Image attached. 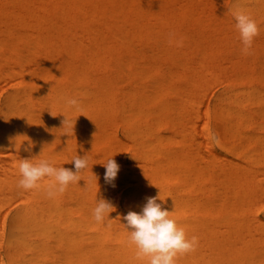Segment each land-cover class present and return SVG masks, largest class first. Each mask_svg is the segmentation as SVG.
<instances>
[{"label":"bare ground","instance_id":"bare-ground-1","mask_svg":"<svg viewBox=\"0 0 264 264\" xmlns=\"http://www.w3.org/2000/svg\"><path fill=\"white\" fill-rule=\"evenodd\" d=\"M215 1L0 0V79L6 80L9 77L15 79V87L8 91L0 102V201L9 203L10 199L17 198L22 202V206L11 217L6 237L2 236L3 230L0 225V247L4 251L3 255L0 253V264H144L136 259L135 247L128 242L131 229L127 228L124 217L130 211L141 212L147 198L160 193L164 200L157 202L170 211V217L185 229L189 238L197 235V231L201 229L198 226H201L204 220L201 219L198 225L196 222L198 220L194 219V214L198 213L195 211V201H198L195 199L197 188L195 182L203 184L200 182L203 181L202 177H197V174L201 175L202 172L203 175H208L205 177L209 178L211 184H216L213 185L216 188L202 185L211 191L210 196L216 201L209 202V205L212 202H214L212 204L220 202L222 205L221 201H229L234 203V206L239 205L241 209L244 207L243 198L241 204H238L240 198L237 199L238 203L233 202L232 198L236 199L234 193L247 192L248 187H245L244 191L238 184L256 183L255 187H258L257 181L260 177L254 176L252 169L255 168H250L242 162L239 164L238 160L233 161L231 157L226 156L224 159L229 158L227 160L231 161L222 162V155L215 152L212 154L215 159L206 157V151L201 147L205 143L210 147L208 139L204 134L206 140L202 142L203 139L199 138L201 134L196 135L194 125L197 113H200L198 112L200 98H204L202 95L206 93L203 92L204 88L215 87V85L204 87L211 77H222L233 84L226 92L223 91V95L215 104L218 107L214 109L216 121L228 124L246 121L249 115L244 109L247 110V107L251 106L257 108L251 112L255 118L259 115L260 120L264 118L262 88L264 72L261 74L258 69V64L261 66L264 62L262 61L264 53L261 51L262 62L259 63L260 43L253 39L255 45H252V54H242L241 39L221 29V26L225 29L230 20L229 22L228 19L225 20L226 17L221 13L223 9L220 10ZM221 1L217 2H224ZM237 7L249 13L255 21L264 22V0H235L230 5V10ZM260 28L262 29V26ZM259 33L263 34V37L257 35L256 41L264 38V32ZM235 36L240 37V34ZM262 43L264 44V40ZM230 49L235 51L231 53L235 56L227 58V55L221 56L223 52H218ZM12 65L15 66L11 67ZM5 66L7 70H4ZM2 75L8 77L4 78ZM217 79H214V83L219 81H216ZM11 81L0 82L6 85ZM206 96H209V93ZM69 98H75L78 106H68L66 100ZM202 109V114H205L204 110L207 108L204 106ZM249 110L251 109L248 108ZM65 115L72 124L71 128L63 127V121L67 118ZM201 125L204 124H198L197 127ZM232 127L227 128L231 136L239 135L244 138L248 136L246 140L253 136L247 135V131L246 135H240V130ZM165 128L169 130L166 134L162 132ZM118 129L123 132L122 138L117 135ZM201 129L205 132V128L201 126ZM66 131L71 134L65 133ZM256 138L261 139L259 136ZM196 141L198 148L195 147ZM241 143H236L237 147ZM223 144L226 145L225 142ZM232 147L236 148L235 145ZM124 151H129L130 161L120 158ZM202 152H205L202 155L209 159H205L207 162L203 161ZM85 154L89 163L87 169L79 173L81 179L70 183L64 193H58L54 198L47 196V184L51 182V178L41 181L36 189L23 190L18 187L20 174L17 165L21 159L35 158L33 162L51 159L55 161V166H64L75 171L74 164L67 162L75 155ZM112 156L120 165L114 187L106 183L104 179L106 169L101 164ZM262 156L264 159V155ZM200 157L204 162L203 167L197 166V159ZM196 166L201 167L199 171ZM255 170H258V174V166ZM262 176L264 178L263 174ZM261 183L264 185V179ZM120 185L127 187L122 203L115 197L116 191L120 190H116V187ZM260 185L259 192L262 191ZM253 186L249 191L254 188ZM205 190L203 187L201 192ZM251 194L249 192L248 195ZM239 196L241 193L237 197ZM243 196L245 198L246 195ZM100 198L110 201L115 207L110 213V219L106 217L102 223L96 222L92 215V210ZM250 198L249 196L246 199V206L252 210L248 204L256 202H252L254 200ZM7 199L9 202L5 201ZM196 205L199 207V204ZM198 210L201 212V209ZM252 213L253 218L256 215L252 216ZM223 214L225 217L229 216ZM231 215L233 218L241 217ZM254 218L253 221L256 220V217ZM230 220L228 222L232 227L235 226ZM234 221L238 220L233 219ZM211 222L212 220L209 221ZM262 222L256 224L264 226ZM222 224L224 223L219 224V227H222ZM212 227L215 226H211V229ZM240 227L244 229V226ZM249 227L247 229L254 239L253 231L255 232L258 225H255V229ZM260 228L258 227V230ZM258 230L256 229L257 232ZM262 231L260 233H263L264 238ZM239 232V235L235 232L237 238L240 236ZM258 235L256 234L257 239L260 238V234ZM233 236L235 235L230 237ZM211 237L215 238L212 235ZM211 237L206 242H209ZM227 238L218 237L220 244H225L223 242L228 240ZM230 240L235 241L234 245L238 241ZM249 241L250 246H256L251 245L256 244L254 240ZM202 242L199 245L203 244ZM245 242L247 241H243L242 244ZM213 244L218 245L212 242L209 246H214ZM260 244L262 246V243ZM207 246L203 250L207 249ZM216 246L215 251L225 249L224 247L218 249ZM226 246L230 250L229 253L234 252L228 245ZM210 248V251H214L213 247ZM195 251L179 256L176 264L192 263L190 261L194 260ZM219 252L211 254L219 255ZM235 253L239 255L238 250ZM253 253L255 254L254 251ZM207 257L209 258V255L205 258ZM239 257L240 255L237 258ZM213 260L215 262V259ZM208 262L211 263V260Z\"/></svg>","mask_w":264,"mask_h":264},{"label":"rangeland","instance_id":"rangeland-1","mask_svg":"<svg viewBox=\"0 0 264 264\" xmlns=\"http://www.w3.org/2000/svg\"><path fill=\"white\" fill-rule=\"evenodd\" d=\"M219 2V0H216L215 2H216V4L219 6V9L220 10H222L223 12H221L222 13V15L223 16H225L224 18H225V20H227L228 19V22H229V20H230V24L228 23V25H225V29H227V30H225L224 28H222L223 26H221V29L222 30H224V32L225 31H227V32H225V33H230L231 34V36H233V37H237L239 40H240V37L239 36H235V35H238V33L239 32H237L238 30H235L236 28H235V24L236 23H233V21L234 22H236L235 21V19H234V17H233V15H232V11L230 10V5H232V3L235 1V0H224V2L223 3H218ZM220 2H222L221 0H220ZM223 5V6H222ZM221 6V7H220ZM227 15V16H226ZM229 17H231V19L229 18ZM233 17V18H232ZM257 22V24H258V27H259V32H264V25H263V21H259V20H257L256 21ZM262 24H261V23ZM234 25H233V24ZM232 25H233V27H232ZM260 25V26H259ZM232 27V28H230V27ZM262 26V29L260 28ZM227 27V28H226ZM230 28V29H229ZM220 29V31H222ZM193 29L191 28V31H192ZM232 31H234L235 33H231ZM229 34V35H230ZM260 35H261V37H263V34H260L259 33V37H260ZM254 41L255 42H259L260 44H261V46H260V44H259V49H260V51H259V55H260V62L259 63H261L262 61H264V57H263V59H262V56H264V54H262V53H264V44L262 43V40H264V38L262 39V38H259V39H262L261 41L259 40V41H256V40H258L257 39V36L256 37H254ZM241 41V40H240ZM253 46L255 45L254 43L252 44ZM253 46H252V49H251V52H252V50H253ZM263 46V47H262ZM262 48H263V50H262ZM261 51H262V53H261ZM218 52H223L222 54H221V56H224V55H227L226 57L227 58H229L230 56L231 57H233V56H235V54H231V53H235V51L234 50H232V49H230V50H221V51H218ZM218 52H215V53H217L218 55H220V53H218ZM226 52V53H225ZM230 52V53H229ZM261 54H262V56H261ZM261 59H262V61H261ZM247 61V59L245 60V63H247L246 62ZM259 66H258V69H259V71L260 72H262L261 74H263V72H264V62H262L261 63V66H260V64H258ZM13 66H15V65H12L11 67H13ZM262 69H261V68ZM4 68V70H7V66H5V67H3ZM9 68V67H8ZM261 69V70H260ZM264 75V74H263ZM2 77H8V76H3L2 75ZM0 78H1V76H0ZM217 79L218 77H211V80H212V82H211V80H210V78H209V80L205 83V85H204V87L205 86H214L215 85V87L214 88H210V87H208L209 88V91H211V92H209L208 91V88L207 87H205L204 89L206 90H204L203 92H206V93H203V97L204 98H200V103H199V111L198 112H200L199 114L197 113V117H196V120L199 122H197L196 120V123H195V131L197 132V134L196 135H200V139H203L202 140V142H205L204 140H206L205 138H204V136L205 137H207V141H208V144L210 145V147H207V145H205V144H207V143H205V144H203V143H201V144H203L204 146H202L201 147V149H203L204 151H206V157H208V156H210L211 158L213 157V155L212 154H214L213 152H215V153H218L219 155H222V162L224 161V160H226V161H224V162H228V161H231V160H227V159H229V158H225L224 159V156H226V157H231L230 159H232L233 161H237V163H239V164H241L240 162H242L243 164H245L246 166H249L250 168H257V166H258V168H259V173L257 174V171L258 170H255V169H252L253 170V174H254V176L256 175L258 178L260 177V179H259V181L263 178V176H262V174L264 175V172H262V170L261 169H263V171H264V159H263V156L262 155H264V153H263V151H264V123H263V121H264V118H261V120H260V117H261V115H259L258 117H256L255 118V116H253L252 114H251V112L254 110H256L257 108L256 107H254V106H251V107H247V110H246V108L244 109V111H245V113L246 114H248L249 115V117H248V121L246 120V121H239V122H242L241 124L239 123V122H236V123H233V124H228V123H226V122H224V121H216V119H215V117H214V112H215V108L216 109H218V107H216L215 106V104H216V102H217V100L223 95V93L224 92H226L227 90H228V88L231 86H233V84H231L230 82H228V81H226V79H224V78H222V77H219L216 81H218V82H215L214 83V79ZM10 81V80H12L11 82H9V84H3V83H5L6 81ZM223 80H225V81H223ZM0 81H2V82H0V102L2 101V99L8 94V91L10 92L11 90H13V88L15 87V85H14V83H15V79H13V77H9V78H7L6 80H1L0 79ZM14 81V82H13ZM220 82H222V84H220ZM2 83V84H1ZM8 83V82H7ZM208 83H212V85L211 84H208ZM230 83V84H229ZM263 83V90H264V82H262ZM217 84H220V85H217ZM228 84V85H227ZM3 85H5V86H3ZM219 91V92H218ZM222 91V92H221ZM224 91V92H223ZM209 93V96H206V94H208ZM206 97H208V98H206ZM203 99V100H202ZM202 102H204V103H202ZM204 106L207 108V109H205L204 110V113L205 114H202L203 113V111H201V109L203 108L204 109ZM248 108L249 109H251V110H249L248 111ZM255 108V109H254ZM202 109V110H203ZM263 109V108H262ZM259 110H260V108H259ZM206 111V112H205ZM253 111V112H254ZM252 112V113H253ZM201 115H204V116H201ZM199 116V117H198ZM202 117H204V118H202ZM263 117V116H262ZM253 118H254V120H253ZM199 119V120H198ZM205 122H202V120ZM252 119V120H251ZM258 121V122H257ZM247 123V125H245L246 123ZM250 122H252V123H250ZM201 123H203L204 125H201L203 128H205V132H203L202 131V129H201V126L200 127H197V125L199 124H201ZM243 124V125H242ZM255 124H259V126H254ZM225 125H227V126H225ZM249 125V126H248ZM232 126H234V127H232ZM223 127H226V129L225 128H223ZM233 128V129H236V130H240L239 131V133H240V135L241 134H243V135H246V131H247V135L249 134V135H253V136H249V139L251 140V141H249V139L248 140H246L247 138H248V136L246 137V138H244L243 136L241 137V136H231L230 135V133H228L227 132V128ZM243 127V128H242ZM250 127V128H249ZM254 127H256V128H254ZM259 127V128H258ZM197 128H199V130L197 129ZM200 129H201V132H200ZM218 129H220V130H218ZM261 130V131H260ZM252 131H253V133H252ZM162 132L163 133H168L169 132V130H167L166 128L165 129H162ZM251 132V133H250ZM255 132V133H254ZM263 132V133H262ZM224 133H226V136H224ZM260 133V135H258ZM194 134H195V132H194ZM203 134V135H202ZM205 134V135H204ZM263 136H262V135ZM117 135L120 137V138H122L123 137V132H122V130L121 129H118L117 130ZM255 136V137H254ZM257 136H259V138H261V139H258V138H256ZM198 137H196V139H197V141H199L200 142V140H198L199 138ZM229 137V138H228ZM227 138V139H226ZM233 138H234V140H233ZM252 138V139H251ZM237 139V140H236ZM239 140H241V141H239ZM247 142V143H245V141ZM261 140H263V141H261ZM196 141V143H197V145H196V143H195V147L196 146H198V142ZM222 141H223V143L225 142V144L226 145H224L223 143H222ZM231 141V142H230ZM261 141V142H260ZM241 142H243V143H241ZM256 142H258V143H255ZM263 142V143H262ZM230 143H235V144H230ZM240 144L241 143V145H239V147H237L238 145L237 144ZM259 143H261V145L259 144ZM201 144H199V145H201ZM245 145V146H243V145ZM255 144V145H254ZM263 144V145H262ZM208 145V146H209ZM228 145V146H227ZM235 145V147L236 148H233L232 146H234ZM253 145V146H252ZM260 147H259V146ZM241 146H243V147H245V148H243V147H241ZM199 147V146H198ZM198 147H196V148H198ZM205 147H206V149H210V150H213V151H208V150H206L205 149ZM255 147H257V149L255 148ZM259 147V148H258ZM263 149H262V148ZM213 148V149H212ZM252 148V149H251ZM255 148V149H254ZM234 151H233V150ZM237 150V151H236ZM249 150V152H247ZM262 150V151H261ZM256 153H254V152ZM261 151V152H260ZM129 151H124V152H122V156L120 155V158H122V159H124V160H126V161H130V155H129V153H128ZM198 152V151H197ZM196 152V155H198V153ZM210 152V153H209ZM246 153L245 155H243V153ZM205 153V152H204ZM203 152L201 153V155L202 154H204ZM233 153V154H232ZM241 153V154H240ZM259 155H258V154ZM261 153H262V155H261ZM249 154V155H248ZM251 154V155H250ZM242 155V156H241ZM249 156V157H248ZM251 156V157H250ZM253 156V157H252ZM255 156H256V158L257 157H259L258 159H256L255 158ZM261 156V157H260ZM242 157V158H241ZM202 158H204V160L203 161H205V162H207V160H205V159H208V158H205V156L204 155H202ZM202 158L200 157L199 159H197L198 161H201L202 160ZM261 158V159H260ZM210 159V158H209ZM208 159V160H209ZM213 159H215L214 157H213ZM217 159H220V158H217ZM242 159V160H241ZM253 159V160H252ZM254 159H256V160H254ZM263 159V160H262ZM246 160H250L249 162H247ZM259 160H260V162H259ZM197 161V166H199V165H202V167H203V163L204 162H198ZM255 161H256V163H255ZM258 161V162H257ZM209 162V161H208ZM252 164H251V163ZM246 163H250V164H246ZM253 164H257V165H253ZM245 165H243V166H245ZM196 166V167H197ZM261 166H263V167H261ZM200 168L201 167H197V169H198V171L200 170ZM254 170H255V173H254ZM260 170H261V172L262 173H260ZM200 173V172H199ZM203 173V172H202ZM202 173H200L201 175H198L197 174V177H202L201 179L203 180V181H200V182H202L203 184H199V182H195V184H196V192H199L198 194L195 192V199H197L198 201H195V211H198V213L197 214H194V219H195V221H196V219L198 220V221H196L197 222V224L199 225V222H201V219H203L204 221H206V223H204V221L202 222V224H201V226H198V228H201V229H199L198 231H197V235H195V236H197V237H201L202 235V233H204L203 234V236H202V238L203 239H205V235H207V237H206V239L205 240H201V241H199L200 239H202V238H200V239H198V244H197V246L202 242V241H205V243L204 242H202L203 244H201V245H199L198 247L196 246V248L195 249H197V248H200L198 251H195V252H193V255H194V257H193V261H190V262H192V263H190V264H193V263H195V264H198L199 262H201L200 264H217V263H219V264H225V263H227V264H234V262H235V264H257V263H262V264H264V238H263V233H260L262 230V232H264V228H260V227H264V226H260V224H261V222H262V224L264 225V202H263V200L264 199H262V198H264V195L262 196V192L264 191V189H262V186H264L262 183H261V181L264 179H262L260 182L259 181H257V183H258V187H259V185L261 186V192H259L260 190V188H258V187H255V186H257L256 185V183L255 184H238V186H240V187H242V189L244 190V191H246L245 190V187H248V189H247V192H248V194H249V192H250V194L251 195H248L247 194V192H244V194L242 193V192H240L241 193V196H239V197H237L238 195H240V193L238 192V194L237 193H234V194H236L235 196H236V199H234V198H232L233 200V202H235L236 203V201H237V199H239L240 201H239V203H238V201H237V203L238 204H241V202L243 201L241 198H243L244 200H245V202H243L242 203V206H244L245 207V210H244V207L241 209V208H239L240 206L239 205H237V204H235V206H234V203H230L229 201H227V202H222L221 201V203H222V205H220V202L219 203H215V204H212V203H214V202H216V201H214V200H212L214 197L213 196H210V195H212V193H211V191H208L207 190V187H205V186H202V185H206V186H208V187H210V186H212L213 187V185L214 186H216V184H211L210 183V181H209V178L208 177H205V176H208V175H203ZM260 174V175H259ZM206 178V179H205ZM197 180H200V179H197ZM258 180V179H257ZM205 181H207V182H205ZM219 185V184H218ZM221 185V184H220ZM242 185V186H241ZM245 185H247V186H245ZM254 185V186H253ZM244 186V187H243ZM254 187L252 190L254 191H249L251 188L250 187ZM119 187V188H118ZM118 187H116V190L117 189H120V190H118V191H116L117 192V194L115 193V197H116V199H119V200H121V203H122V197H123V195H124V192L126 191V186H122V185H120V186H118ZM122 187V188H121ZM200 187H201V189L204 187L206 190L204 191V192H201V189H200ZM213 188H216V187H213ZM210 190L212 189V188H209ZM258 189V190H257ZM200 190V191H199ZM240 191H241V189H239ZM242 190V191H243ZM255 190H257L256 192H255ZM209 192V193H208ZM254 193H256V197H255V194ZM258 193H260V195L258 194ZM197 194V195H196ZM202 196H201V195ZM204 194V195H203ZM234 194H233V197H234ZM246 195L245 196V198H244V196L243 195ZM117 195V196H116ZM207 195V196H206ZM247 195H248V197L250 196L254 201H252V202H256L255 204H253V203H250V199H249V203L250 204H248V206H250V207H252L253 209L252 210H254V211H252L249 207L247 208V206H246V202H247ZM198 196V197H197ZM243 196V197H242ZM255 198H257V199H255ZM260 196V197H259ZM247 197V198H246ZM199 198V199H198ZM208 198V199H207ZM211 198V199H210ZM258 198H259V200H258ZM13 199V198H12ZM12 199H10V202L8 201L9 199H7V200H5V201H7V202H9V203H4V201L2 200V201H0V220L2 221V223H0V225H2V236H7L8 235V232H9V228H10V220H11V217L13 216V214L22 206V202H21V200H18L17 198L16 199H14V200H12ZM210 199V201H205V200H209ZM17 200V202H15ZM199 200L200 201H202L203 200V202H199ZM262 202H261V201ZM211 201H214V202H212V203H210V205H209V202H211ZM231 201V202H232ZM260 201V202H259ZM12 202V203H11ZM15 202V203H14ZM204 202H206L207 203V205H206V203H204ZM258 202V203H257ZM14 203V204H13ZM201 203V204H200ZM224 203V204H223ZM8 204V205H7ZM196 204H199V207H198V205H196ZM226 204H230L229 206H227ZM258 204V205H257ZM1 205H4V206H1ZM7 205V206H6ZM11 205V206H10ZM202 205H203V207H202ZM206 205V206H205ZM212 205H214V207L212 206ZM223 205H225L226 207H224ZM252 205H254V206H252ZM260 205V206H259ZM210 206V208H205V207H209ZM232 206V207H231ZM238 206V207H237ZM241 206V207H242ZM259 206V207H258ZM1 207H3V208H1ZM6 207H8V208H6ZM200 207H202V208H200ZM214 208V210H213V208ZM221 207V208H220ZM224 207V208H223ZM229 207V208H228ZM235 207H237V208H235ZM227 208V209H226ZM232 208V209H231ZM233 208L234 209H237V210H233ZM257 208V209H256ZM3 209V210H2ZM6 209V210H5ZM198 209H201V212L198 210ZM224 209V210H223ZM226 209V210H225ZM247 209V210H246ZM203 210H204V212H203ZM217 210V211H216ZM219 210V211H218ZM238 210H242V211H244L245 213L247 212V213H249V215L246 213V215H244L243 213H242V215L244 216V218H243V216L241 215V212L242 211H238ZM2 211H4V212H2ZM209 211H211V212H209ZM226 211H229V213H227ZM236 211V212H235ZM253 213H252V212ZM206 212H207V214H206ZM220 212H222V213H220ZM232 212H235V213H232ZM240 212V213H239ZM212 213V214H211ZM223 213H226V214H228L229 216L227 217H225L224 215L225 214H223ZM251 213H252V216H254V214L256 215V216H254V217H256V220H254L253 221V219H255L254 217L252 218L251 217ZM202 214H205V215H202ZM231 214H234V215H241V217L239 216L238 218L240 219H238V218H233V215H231ZM210 215V216H209ZM247 215H248V217H247ZM220 216V217H219ZM2 217V218H1ZM206 217V218H205ZM237 217V216H236ZM221 218V219H220ZM227 218H228V220H227ZM241 218L242 219H244L243 221L241 220ZM260 218V219H259ZM209 219V220H208ZM218 219H220V220H218ZM229 219H231L230 221H232V223L233 224H235V226H233L234 228H237V227H239V228H237V229H233V227H232V225H231V223H229L228 221H229ZM233 219L234 220H238V221H234L233 222ZM248 219V220H247ZM258 219H259V221H260V224H256L257 222L259 223V221H258ZM262 219V220H261ZM212 220V222L211 223H209V221H211ZM213 220H215L216 222H214ZM222 220H224L223 222H222ZM251 220L253 221V222H251ZM242 222V223H244L243 225L240 223V222ZM217 222H219V223H217ZM224 223V224H222V227H219V224H221V223ZM238 222V223H237ZM247 222H249V224L247 223ZM215 223H217V226H216V224ZM245 223H247V228L249 227L248 225H250V229H255V225H258V227L260 228V229H262V230H258V227L256 228L257 230H258V232L256 231V229H255V232H256V234H257V236H259L258 234H260V238L262 237L263 238V241H261V239L258 237V239H257V236H256V234H255V232L253 231V236H254V239H253V237H252V234L250 235V233H249V231H248V229L245 227L246 226V224ZM253 223H255L254 225H253ZM205 224H207V225H205ZM209 224H213V225H211V226H215L214 228L212 227V229H211V226L209 225ZM240 224V225H239ZM202 225H205V226H202ZM209 225V226H208ZM225 225H230V227H226ZM253 225V226H252ZM240 226H244V229H241V227ZM203 227V228H202ZM218 227V228H217ZM226 227V228H225ZM252 227H254V228H252ZM220 229L221 228V230H217V229ZM227 228H228V230H227ZM230 228H232L231 229V235H230ZM243 228V227H242ZM203 229V230H202ZM209 229H210V231H209ZM223 229H225V231H229L228 233L226 232L225 233V231L223 230ZM239 229V230H238ZM240 229L242 230V231H240ZM247 229V230H246ZM205 230H207V231H205ZM212 230H214V232L216 233H218L219 231H222L221 233H218V234H216V235H214L215 233H213V231ZM236 230H238V232L240 233V236H238V238L236 237L237 236V234H238V232L236 231ZM201 232V234H200V232ZM203 231V232H202ZM234 231V232H233ZM206 232H211V233H206ZM237 234H236V233ZM241 232H243V234L241 233ZM246 232H248V234L246 233ZM206 233V234H205ZM235 233V234H234ZM221 234V235H220ZM222 234H224V235H222ZM242 234V235H241ZM245 234V235H244ZM247 234V235H246ZM261 234H262V236H261ZM199 235V236H198ZM211 235L213 236V237H215L216 239H217V241H214L215 240V238H212L211 237ZM228 235V236H227ZM232 236V235H235V236H233V238L232 237H230V236ZM239 235V234H238ZM211 237V240L210 241H212L213 243H218V245L217 244H213L214 246H209V245H211L212 244V242H206V240H209V238ZM224 237V238H227V237H230V238H227L228 240H225L223 243H225V244H220V241H219V239H218V237L219 238H221V237ZM245 238V240H243L244 238ZM248 237V240H247V237ZM234 237H236V238H234ZM241 237V238H240ZM252 237V238H251ZM251 239V241L253 242V240H254V242H256V244L255 243H251V245H256V246H250V244H249V240ZM256 238V239H255ZM212 239H214V240H212ZM230 239H233V240H238L239 241V239H240V241H239V243L241 242V239H242V242L243 241H247V242H245V243H243V244H245V246H244V248H243V244H242V242H241V244H239L238 243V241L236 242V245H234V242L235 241H233V242H230L231 240ZM259 239H260V241H259ZM257 241H259V244H258V242ZM222 242V241H221ZM211 243V244H210ZM232 243V244H231ZM249 245H248V244ZM260 243H262V246H260L261 244ZM205 244V245H204ZM231 244V245H230ZM237 244H238V247H236L237 246ZM208 245V246H207ZM217 245V246H216ZM222 245V246H221ZM226 245H228V247H229V249H231V251H234V252H231V253H229L228 251H230V250H228V248H227V246ZM239 245H240V248L242 247V249H240L239 248ZM207 246V249H205V250H207V251H209V252H205V250H203L205 247ZM215 246L216 247H219L218 249H220L221 247H224L225 249H223V250H218V251H220L219 253V255H216V254H211V252H218V251H215L216 249H214L215 248ZM232 246V247H231ZM248 246H250L249 248H248ZM210 247H213L212 249H214V251H210L211 250V248ZM236 247V248H235ZM202 248V249H201ZM239 248V249H238ZM253 248V249H252ZM256 248H257V250H256ZM209 249V250H208ZM238 250V254L240 255V257L239 258H237L239 255H237V253H235V251H237ZM248 249V250H247ZM241 252H240V251ZM244 250H245V252H244ZM249 250H250V252H249ZM260 250H263V251H260ZM199 251H201V252H199ZM242 251H243V253H242ZM253 251L255 252V254L253 253ZM3 249L0 247V253L3 255ZM201 253L200 255L198 254V253ZM224 252V253H223ZM246 252H247V254H246ZM259 252V253H258ZM226 253V254H225ZM228 253V254H227ZM235 253V254H234ZM242 253V254H241ZM246 255H245V254ZM250 253V254H249ZM218 254V253H217ZM233 254V255H232ZM247 257V258H245L244 257V255ZM257 254V255H256ZM262 254V255H261ZM209 255V258L207 259V258H205L206 256H208ZM252 255V256H251ZM198 256H200V257H202V258H198ZM214 256H216V257H214ZM222 256H224L223 258H222ZM234 256V257H233ZM237 256V257H236ZM257 256V257H256ZM197 257V258H196ZM229 257H232V258H229ZM244 257V258H243ZM254 257V258H253ZM262 258V260H261V258ZM211 258V259H210ZM235 258H237V259H235ZM241 258V259H240ZM251 258H252V260H251ZM197 259H198V261H197ZM204 259H207L206 261H204ZM213 259H215V262H214V260ZM220 259H222L223 261H224V263H223V261H221ZM231 259V260H230ZM245 259H246V261H245ZM208 260H211V263L210 262H208ZM218 260V261H217ZM228 260H230V262H232V263H230ZM235 260V261H234ZM250 261V262H248V261ZM259 260H260V262H259ZM208 262V263H204V262ZM242 261V262H241ZM245 261V262H244ZM252 261V262H251ZM258 261V262H257ZM238 262H240V263H238Z\"/></svg>","mask_w":264,"mask_h":264},{"label":"clouds","instance_id":"clouds-1","mask_svg":"<svg viewBox=\"0 0 264 264\" xmlns=\"http://www.w3.org/2000/svg\"><path fill=\"white\" fill-rule=\"evenodd\" d=\"M232 15L236 21L235 27L240 34L242 54L251 55L253 39L259 35L258 24L249 13L239 7L232 10ZM66 104L70 107H77L78 101L75 98H69ZM63 127H72L68 117L63 121ZM65 133L71 134L67 131ZM113 157L101 164L106 169L104 174L106 183L114 187L120 165ZM34 159L19 161L17 165L20 174L18 187L23 190L36 189L41 181L51 178V182L47 184L49 198H54L58 193H64L70 183L78 182L81 179L79 173L87 169L89 163L87 154L73 156L67 163L74 164V171L64 166H55V161L51 159H39L33 162ZM95 176L97 177L96 174ZM158 200H164L160 193L155 197L147 198V203L141 212L130 211L124 217L127 221V228L131 229L128 242L135 247L136 259L144 264H176L179 256L195 250L198 237L189 238L185 229L170 217V211L163 208L162 204L157 202ZM114 210L115 207L110 201L100 198L92 210L93 219L102 223L106 217H110V213Z\"/></svg>","mask_w":264,"mask_h":264}]
</instances>
